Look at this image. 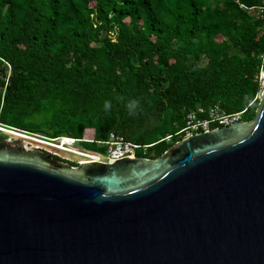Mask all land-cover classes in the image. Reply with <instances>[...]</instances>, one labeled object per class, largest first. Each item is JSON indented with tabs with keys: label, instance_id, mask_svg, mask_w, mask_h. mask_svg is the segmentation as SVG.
I'll return each mask as SVG.
<instances>
[{
	"label": "trees",
	"instance_id": "obj_1",
	"mask_svg": "<svg viewBox=\"0 0 264 264\" xmlns=\"http://www.w3.org/2000/svg\"><path fill=\"white\" fill-rule=\"evenodd\" d=\"M259 8L264 0H0V124L100 155L114 133L152 145L137 156L155 159L199 108L251 121L264 64Z\"/></svg>",
	"mask_w": 264,
	"mask_h": 264
},
{
	"label": "water",
	"instance_id": "obj_2",
	"mask_svg": "<svg viewBox=\"0 0 264 264\" xmlns=\"http://www.w3.org/2000/svg\"><path fill=\"white\" fill-rule=\"evenodd\" d=\"M32 144L0 143V264H264V90L253 120L155 159Z\"/></svg>",
	"mask_w": 264,
	"mask_h": 264
},
{
	"label": "built area",
	"instance_id": "obj_3",
	"mask_svg": "<svg viewBox=\"0 0 264 264\" xmlns=\"http://www.w3.org/2000/svg\"><path fill=\"white\" fill-rule=\"evenodd\" d=\"M257 11L259 17L264 18V9L259 8V10ZM263 61H264V56H263ZM259 83L261 87V92L258 95L257 99L261 98L262 92L264 90V64L260 71ZM244 113L245 111L237 114H227L219 106H213L210 107L209 109L199 108L198 110L192 111L188 114L185 127L176 134V137L186 138L197 133H207L216 128L228 127L242 120V116ZM0 126L17 133L19 132L18 130L2 126L1 124ZM172 137L173 136H170L165 140L167 142H170L172 140ZM101 143L107 147V152L104 155L87 154L80 152L81 155L79 156L84 157V159L79 163L107 162L108 160H122L131 155L137 156V152L140 151L143 152L144 155H147L149 148L152 147V145L149 146L136 145L134 143L126 141L124 137L114 133L110 135L109 141L101 142Z\"/></svg>",
	"mask_w": 264,
	"mask_h": 264
},
{
	"label": "rangeland",
	"instance_id": "obj_4",
	"mask_svg": "<svg viewBox=\"0 0 264 264\" xmlns=\"http://www.w3.org/2000/svg\"><path fill=\"white\" fill-rule=\"evenodd\" d=\"M0 136H1L2 139L6 140V142H8V145H10V146L17 147V145H20V146L22 145L23 140L21 138H19V137H16V136H13L11 134H8V133H5V132H1V131H0ZM33 138L34 137L29 138V140H26V141L30 143V140H31V143H33L32 145L35 146V147H39L38 145L46 147L45 149L52 147V149H55V150L59 151L58 153H60V155H62L63 157H65V158H67L69 160H72L74 162H78L79 163L80 161H82L84 159V157L79 156V155H81L80 152L87 153V154H95V153H93L91 151H87V150L83 149L78 143H74L72 146L71 145L64 146V144L66 142H68L69 140L66 141L65 139H63V140H60V141H57V142H48L50 144L47 145V143L40 144V143L36 142L35 140H33ZM32 141H35V142H32ZM59 146L62 147V148L64 147L65 149H61ZM63 152H66L68 154H65Z\"/></svg>",
	"mask_w": 264,
	"mask_h": 264
},
{
	"label": "clouds",
	"instance_id": "obj_5",
	"mask_svg": "<svg viewBox=\"0 0 264 264\" xmlns=\"http://www.w3.org/2000/svg\"><path fill=\"white\" fill-rule=\"evenodd\" d=\"M111 107H112L111 102L110 101H105V104H104L105 111L106 112L110 111ZM126 108H127V111H128L130 116L137 115L138 114V110L140 108L139 101L136 100V99L129 100V102L126 105ZM63 139H65V138H62L61 140H63ZM67 140H73V139H67ZM73 141H74V143H77L76 140H73Z\"/></svg>",
	"mask_w": 264,
	"mask_h": 264
},
{
	"label": "bare ground",
	"instance_id": "obj_6",
	"mask_svg": "<svg viewBox=\"0 0 264 264\" xmlns=\"http://www.w3.org/2000/svg\"><path fill=\"white\" fill-rule=\"evenodd\" d=\"M0 131L1 132H5V133H9V134H11V135H13V136H16V137H19V138H22V139H25V140H29V138H32V137H29V136H26V135H23V134H20V133H17V132H14V131H12V130H8V129H5V128H3V127H1L0 126ZM33 140H35L36 142H38V143H40V144H42V143H47V145H49L50 143H48V142H45V141H42V140H38V139H36V138H33ZM66 141H68L67 139H65ZM74 144V141H68V142H66L65 144H64V146H68V145H73ZM60 147V146H59ZM61 149H65L64 147L62 148V147H60ZM60 149V150H61Z\"/></svg>",
	"mask_w": 264,
	"mask_h": 264
},
{
	"label": "flooded vegetation",
	"instance_id": "obj_7",
	"mask_svg": "<svg viewBox=\"0 0 264 264\" xmlns=\"http://www.w3.org/2000/svg\"><path fill=\"white\" fill-rule=\"evenodd\" d=\"M0 143H3V145H5L6 144V140H4V139H1L0 140ZM17 149H21L22 148V146H20V145H17V147H16Z\"/></svg>",
	"mask_w": 264,
	"mask_h": 264
}]
</instances>
